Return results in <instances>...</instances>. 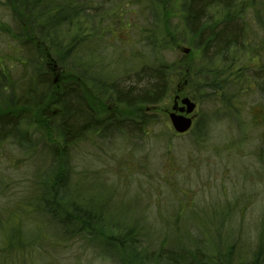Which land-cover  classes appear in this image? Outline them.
I'll return each mask as SVG.
<instances>
[{
  "label": "trees",
  "instance_id": "trees-1",
  "mask_svg": "<svg viewBox=\"0 0 264 264\" xmlns=\"http://www.w3.org/2000/svg\"><path fill=\"white\" fill-rule=\"evenodd\" d=\"M110 1L2 2L12 19L10 33L19 46L16 63L22 65L25 77L20 83L21 89H14L6 77L14 71V64L9 59L0 61V105L7 104V108L0 106V143L10 140L20 147L29 146V135L32 137L37 131L23 121L33 111L47 122L49 129L53 127L60 133L61 150L49 146L50 157L45 167L46 177H51L50 186H44L37 179L36 193L25 209L39 211L44 219L58 223L64 236L76 230L93 240L104 241L120 264H264V220L251 256L245 262L233 263L231 249L224 256V252L211 253L202 245L141 248L138 239L129 236L131 232L111 225L112 222L95 211L92 198V204H85L75 199L79 193L70 192L66 184L69 178L67 145L82 134L97 132L104 137L146 128L151 116L145 108L163 101L173 92L172 77L177 72H184L190 99L201 108L204 103L213 107L223 118H238L246 100L256 94L264 100V60H258V65L253 54L251 57L238 52L239 45L244 43L240 36L245 37L246 30L244 0H178L184 35L172 31V37L186 35L192 52L178 59L157 54L172 47L160 20L161 3L168 0H127L124 5L122 0H117L116 6L122 5L120 12L110 7ZM129 3L139 5L138 15L143 19L137 27L140 39L134 43L129 38L121 45L128 50L123 57L125 61L122 62V53L109 61V48L122 42L115 38L109 44L104 38L112 32L104 29L105 18L109 16L106 19L114 23L115 15L119 14L118 24L122 28L124 23L120 22L135 11L127 7ZM258 7L264 13V6ZM259 24L264 28V16ZM145 50L151 54L147 61L143 59ZM55 70L63 75L57 82ZM8 86L10 92L6 91ZM91 97L108 108H98ZM109 104L116 110L109 108ZM238 122L247 128L245 121ZM193 127L198 131L203 128L202 138L206 131L205 119H197ZM9 216L11 219H5L9 222L6 226L0 221V257L25 256L26 259L31 245L27 238L33 241L41 238L43 242L46 238L43 227L37 231L33 226L36 232L32 228L25 230L17 226L13 212Z\"/></svg>",
  "mask_w": 264,
  "mask_h": 264
},
{
  "label": "rangeland",
  "instance_id": "rangeland-1",
  "mask_svg": "<svg viewBox=\"0 0 264 264\" xmlns=\"http://www.w3.org/2000/svg\"><path fill=\"white\" fill-rule=\"evenodd\" d=\"M3 1L0 0V61L13 62L14 71L6 76L7 81L14 89H21L25 72L16 63L19 46L10 33L12 19ZM122 1L123 5L127 3ZM244 1L246 30L245 37L240 36L244 43L239 45L238 52L251 57L253 54L260 65L258 60H264V28L259 23L264 13L258 6L263 7L264 0ZM111 2L110 7L120 12L122 5L116 6L117 0ZM127 7L135 11L120 22L124 23L122 28L118 24L119 14L114 23L106 19L109 16L105 18L103 27L112 32L104 38L109 44L115 38L122 42L109 48V61L117 53H122V62L125 61L128 50L121 45L129 38L134 43L140 39L137 27L143 19L138 15L139 5L129 3ZM161 9V24L172 47L157 54L168 59L192 55L186 35L172 37V31L184 35L178 0L161 3ZM146 50L143 59L147 61L151 54ZM54 76L56 82L63 77L58 70ZM172 82L174 90L166 99L145 108L151 116L146 128L104 137L97 132L82 134L68 144L66 184L71 193H79L75 199L80 202L90 204L92 198L95 211L111 225L131 232L129 236L137 238L141 248L202 245L211 253L222 251L224 256L231 249L233 263L245 262L253 252L264 220V160L259 159V155L264 157V100L259 94L249 98L235 119L223 118L213 107L204 103L201 108L193 100L195 108L189 114L193 117L192 126L187 132L177 133L168 113L176 96L189 97L184 72L173 75ZM6 91L10 92L9 86ZM91 102L102 110L108 108L93 97ZM3 107L7 108V104ZM110 107L116 110L113 104ZM199 118L206 121L202 138L203 128L198 131L193 127ZM237 120L245 121L247 128ZM23 122L37 131L32 137L29 135V146L20 147L10 140L0 143V221L6 226L9 222L5 219H11L13 212L17 226L25 230L35 227L37 231L42 226L46 238L42 242L41 238L33 241L28 237L31 245L26 259L1 256L0 264H120L104 241L93 240L76 230L64 236L58 223L44 219L39 211L25 209L36 193L37 179L50 186L51 177L45 175L49 146L60 151L61 145L60 133L53 127L49 129L36 111Z\"/></svg>",
  "mask_w": 264,
  "mask_h": 264
},
{
  "label": "water",
  "instance_id": "water-1",
  "mask_svg": "<svg viewBox=\"0 0 264 264\" xmlns=\"http://www.w3.org/2000/svg\"><path fill=\"white\" fill-rule=\"evenodd\" d=\"M179 102L180 105L178 104V96H176L168 117L173 129L178 133H182L191 127L192 118L187 114L193 111L195 102L187 96L180 98Z\"/></svg>",
  "mask_w": 264,
  "mask_h": 264
}]
</instances>
